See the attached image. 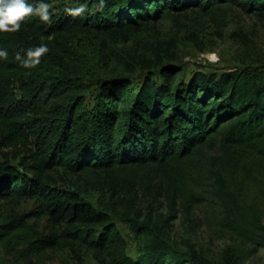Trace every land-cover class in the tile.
I'll return each mask as SVG.
<instances>
[{"label": "trees", "instance_id": "1", "mask_svg": "<svg viewBox=\"0 0 264 264\" xmlns=\"http://www.w3.org/2000/svg\"><path fill=\"white\" fill-rule=\"evenodd\" d=\"M35 7L39 0H29ZM49 20L30 15L17 32H0V248L12 264H47L69 251L78 264H245L264 248V49L236 33L239 67L196 72L177 83L164 58L171 42L130 55L128 78L103 81L90 105L76 43L134 41L168 18L201 13L220 34L236 11L264 25V0H77ZM85 6L79 15L70 10ZM195 44L202 46L197 38ZM44 46L39 63L22 66ZM161 69L162 82L149 76ZM12 161L17 162L13 165ZM84 197H98L97 206ZM33 201L36 208L22 214ZM142 239L137 258L115 221ZM202 211V216L198 212ZM48 227L40 231L39 222ZM205 226L223 249L210 256L183 248L170 235L174 221Z\"/></svg>", "mask_w": 264, "mask_h": 264}, {"label": "rangeland", "instance_id": "2", "mask_svg": "<svg viewBox=\"0 0 264 264\" xmlns=\"http://www.w3.org/2000/svg\"><path fill=\"white\" fill-rule=\"evenodd\" d=\"M77 0H52L51 8L56 11L74 8ZM253 35L257 45L264 49V25L255 18L249 17L236 11L230 15L227 28L222 34L218 27L201 13H188L178 22L165 18L156 27L151 26L145 33L127 44L102 46L92 36L81 37L76 43L85 55L82 66V79L87 86L85 95L86 104L90 105L96 98L100 84L103 81L128 78L136 88L140 87L147 73L135 71L131 74L125 69L123 62H130V55L147 56L153 55L147 50L148 47H158L171 42L176 43V48L164 58V66L178 71L177 83H187L196 72L203 73H226L239 67L241 62L242 47L231 37L236 33ZM192 38H197L202 46L195 44ZM149 74L158 83L162 82L161 69H154ZM13 165L17 162L12 161ZM97 206L98 197H84ZM36 208L33 201L25 203L20 212L28 214ZM115 219L121 235L127 242V252L132 258H137L138 249L142 239L136 237L131 231L130 224L122 220V211ZM198 216H202L199 211ZM30 224L38 225L40 231L48 227L47 218L39 222L31 221ZM171 239L178 247L183 248L186 242L196 244L199 249L207 252L210 256L219 253L225 242L216 238L205 226L200 229H191L181 220L174 221L171 226ZM0 264H12L0 248ZM47 264H78L69 251L54 254V260ZM84 264H97L89 253L84 254ZM245 264H264V248L248 260Z\"/></svg>", "mask_w": 264, "mask_h": 264}, {"label": "clouds", "instance_id": "3", "mask_svg": "<svg viewBox=\"0 0 264 264\" xmlns=\"http://www.w3.org/2000/svg\"><path fill=\"white\" fill-rule=\"evenodd\" d=\"M85 10V6L70 10L72 14L79 15ZM39 15L41 20H49L48 5L44 0L33 7L29 0H0V32H17L20 30L21 22L30 15ZM48 49L44 46L30 49L22 66L29 68L39 63L38 57L46 53ZM7 52L0 50V58H7Z\"/></svg>", "mask_w": 264, "mask_h": 264}]
</instances>
